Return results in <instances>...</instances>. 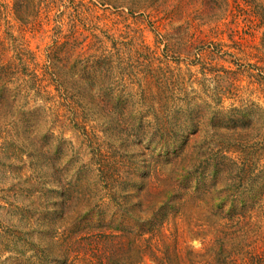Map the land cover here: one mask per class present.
<instances>
[{"label": "rangeland", "instance_id": "rangeland-1", "mask_svg": "<svg viewBox=\"0 0 264 264\" xmlns=\"http://www.w3.org/2000/svg\"><path fill=\"white\" fill-rule=\"evenodd\" d=\"M112 1L0 0V62L18 78L0 106V230L28 232L19 240L49 258L92 264L75 256V219H104L119 227L94 237L127 240L120 222L149 216L188 172L200 175L188 186L200 200L173 201L166 232L197 250L218 231L239 236V251L264 247V199L226 224L203 192L230 200L243 195L237 174L248 189L254 164L264 172L259 32L245 33L236 0ZM156 4L171 17L157 18ZM14 253L1 252V264Z\"/></svg>", "mask_w": 264, "mask_h": 264}, {"label": "trees", "instance_id": "trees-1", "mask_svg": "<svg viewBox=\"0 0 264 264\" xmlns=\"http://www.w3.org/2000/svg\"><path fill=\"white\" fill-rule=\"evenodd\" d=\"M95 1L101 5L111 6L114 4L112 0ZM120 1L122 4L125 0ZM130 1L141 2L144 0ZM159 1L162 3L166 2V0ZM187 4L188 2L185 1L183 5H180L182 6L181 11L178 12L180 16L181 13L183 15L187 13L185 11ZM226 5L227 2L224 1V6ZM155 7L156 11L154 12V15L156 14L157 18L161 19L165 16L171 17L172 10L169 6L165 7L161 4H156ZM233 7H235L236 10L238 9V11H241V17L243 20L245 19V33L253 34L254 32H259L260 46L264 59V0H236ZM130 8L131 7H129L128 10L132 11ZM27 10L28 9L26 6V11ZM224 10L226 11V8ZM154 15L151 16L153 17ZM184 48L186 51L187 49L188 51H191L190 47L187 48L185 46ZM218 52H221L222 55H231L230 52H227V50L219 49ZM257 52L258 53L256 54V57L261 56L259 47ZM195 56L200 59L201 52L196 50ZM8 61V59H3L0 62V106L7 104L8 99H11L13 96H15V93H17V91H15V87H13V84L18 78H13V80H11L8 77V74L11 70V68L9 69L11 64ZM15 72L16 74H20L17 72V70H15ZM222 114L224 116L225 112ZM213 165H211L212 168L209 170V176L212 178L216 177L214 174L216 169L218 170L216 167L217 164L214 166ZM245 167L246 165L242 164L239 168H242L243 170ZM247 167L250 168L251 166L247 165ZM254 167L255 173L252 171V180L254 181V186L248 189H244L245 185L247 184H243V178L241 174H237L239 182H241V190H239L243 193L241 196L239 195L236 196V198L233 197L230 198V200H226L220 194L221 188H218L217 190V187L209 186L206 188L207 191L203 190V192L208 194V197L204 199L210 203V206L213 209L223 213V219L225 220L226 224L229 222H237L239 220V218L235 215L236 212L246 210L251 206L250 203L254 204L258 200L264 199V172L261 175L259 174L261 169L257 168L258 165L254 164ZM190 174L186 172L185 176L179 180V186L181 190L177 188L178 186H172L171 190L168 191V194L164 195V198L159 200L158 207H156L157 210L153 209L154 211L150 212L149 216L144 218L133 217L132 220L120 222L122 224V230L128 234L127 240H124L120 236H118V239L120 240H115L113 237H111V240H105V237L101 239L94 237L90 232H92L96 227H100L102 225L105 227L106 225H109V228L114 229L116 226H118H110L111 224H108L110 222H106L104 219L103 221L105 222H101L97 218H92L86 216V214H83L82 218L84 219V222H80L78 218V226H76L75 219V256L82 257V259L90 258L92 264H134V257L137 258V256H140L139 258L141 260L147 256L152 259L155 264H264V247L253 246L250 250L239 251L237 249L236 240V238L239 236L233 235L235 233L230 230L229 231L233 234L230 232L218 231V233L215 234L213 238L209 239L205 243L201 250L186 246L183 244V242L180 243L178 233L165 231L163 228V223L166 224L168 222V214H165L164 210L170 207L172 203H176L177 201H180V206H184V204L188 201V198L186 197L187 195L191 200L194 196H196L195 193L201 192L197 186L188 189V186H191L190 182L195 183L198 176L200 177V175L193 176L194 174ZM213 181H215V179ZM196 198L200 200V197L198 198L196 196ZM144 211L145 209L142 210V212ZM165 218L167 220H165ZM111 231L112 230L103 228L100 232L108 233ZM14 232L15 230H0V253L3 251L17 253L19 251L21 257L16 259L15 264H70V262L67 260L68 256L65 254H61L62 256L59 257V259L57 257L54 259L55 257L53 256H50L51 258H49L43 252H41V250L36 249L33 242L27 243L25 240L23 242L20 241L19 239L23 240L24 237L26 238L28 236V232L20 230L16 231V233ZM21 235H23V238H21ZM112 235H114L113 232ZM131 236H135L136 238H131ZM29 244H33V247L31 250H29V256H25L24 249L25 247L29 246ZM18 245L22 246L21 250H18ZM8 247H10V249ZM36 247L38 248L37 243ZM123 259L124 261H122ZM1 263L3 262H0V264Z\"/></svg>", "mask_w": 264, "mask_h": 264}]
</instances>
